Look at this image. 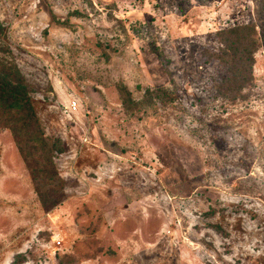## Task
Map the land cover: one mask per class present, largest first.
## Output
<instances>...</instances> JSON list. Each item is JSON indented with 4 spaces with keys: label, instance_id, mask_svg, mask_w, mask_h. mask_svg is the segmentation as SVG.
Here are the masks:
<instances>
[{
    "label": "rangeland",
    "instance_id": "obj_1",
    "mask_svg": "<svg viewBox=\"0 0 264 264\" xmlns=\"http://www.w3.org/2000/svg\"><path fill=\"white\" fill-rule=\"evenodd\" d=\"M0 44L45 134L0 115V264H264V0H0Z\"/></svg>",
    "mask_w": 264,
    "mask_h": 264
},
{
    "label": "trees",
    "instance_id": "obj_2",
    "mask_svg": "<svg viewBox=\"0 0 264 264\" xmlns=\"http://www.w3.org/2000/svg\"><path fill=\"white\" fill-rule=\"evenodd\" d=\"M0 46L3 48L1 44ZM1 47L0 55L5 52L4 48L2 49ZM15 69L16 67L13 66L12 63L0 57V99L1 102L5 104L4 108H1L3 112L0 115L4 117L3 121L10 126L9 128L16 134L18 143L22 144V140H26L28 141V145L32 147V150L38 151L39 149H36L37 143L40 138L45 137V134L41 130L40 122L34 112L32 101L23 86V79L19 78L15 81L9 77L11 74L16 75V71L14 72ZM12 110H16V113L12 112ZM45 142L46 140L44 139V143ZM48 142L50 141L48 140ZM52 148H54V145ZM32 156H34V154ZM44 160L47 162L50 161V156H47ZM27 162L30 170H34V178L38 184L41 182L42 175L49 184L54 183V174H52V171L48 170L47 166H44V168L41 167L42 160L31 159ZM40 195L42 194L40 193ZM42 202L46 201L42 199Z\"/></svg>",
    "mask_w": 264,
    "mask_h": 264
},
{
    "label": "built area",
    "instance_id": "obj_3",
    "mask_svg": "<svg viewBox=\"0 0 264 264\" xmlns=\"http://www.w3.org/2000/svg\"><path fill=\"white\" fill-rule=\"evenodd\" d=\"M78 108V103L77 102H73L71 105H70V109L72 111H76Z\"/></svg>",
    "mask_w": 264,
    "mask_h": 264
}]
</instances>
